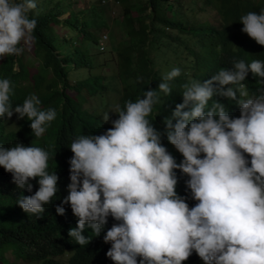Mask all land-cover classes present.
<instances>
[{
    "label": "clouds",
    "instance_id": "obj_1",
    "mask_svg": "<svg viewBox=\"0 0 264 264\" xmlns=\"http://www.w3.org/2000/svg\"><path fill=\"white\" fill-rule=\"evenodd\" d=\"M37 1L0 0V62L21 55L33 42L37 21L30 13ZM100 18L92 24L99 30L91 33L103 50L116 38L107 19ZM240 23L245 40L264 47V7L243 15ZM127 39L124 34L115 44ZM232 63L199 79L185 64L164 61L154 66L160 79L123 106L115 66L111 78L119 90L105 85L114 90L118 107L110 113L106 94V103L99 99L103 110L87 111L103 125L73 136L65 155L41 143L57 118V110L39 97L47 82L13 102L14 81L3 75L5 234H20L15 213L39 218L53 212L70 246L57 257L60 264H83L84 254L76 249L94 240L101 242L106 264H264V90H249L264 81V60ZM18 69L14 61L13 70ZM177 100L183 102L163 121L160 106ZM20 120L27 122L28 133Z\"/></svg>",
    "mask_w": 264,
    "mask_h": 264
},
{
    "label": "trees",
    "instance_id": "obj_2",
    "mask_svg": "<svg viewBox=\"0 0 264 264\" xmlns=\"http://www.w3.org/2000/svg\"><path fill=\"white\" fill-rule=\"evenodd\" d=\"M101 1L97 0V6H92L85 14V5L78 0H71L66 5H62V0H38L37 8L30 16L37 21L31 50L35 58L40 60L39 65L30 72L21 56H6L0 62V79L4 75L14 81L13 102H17L23 95L34 94L39 91L44 81L47 82L46 91L40 92L39 97L45 105L57 110V118L47 128L41 143L60 149L63 155L73 136L94 132L103 125L98 115L82 109L83 103L90 97L106 103L105 91L108 86L103 84L99 75H93L92 72L93 64L99 56L110 54V61L116 66L113 78L122 83L119 98L121 106L127 99H134L160 79L154 66L166 61V52H159L163 50L164 43L172 53L179 47L192 51L185 67L192 69L193 77L199 79L231 67L232 61L239 58L257 57L264 60V49H261L264 47L255 41L251 44L245 40L247 34L242 32L243 25L240 23L243 15L264 7V0H204V5L210 3V7L216 2V12L223 15L225 21L221 28L195 21V15L203 10V6H194L196 0H117L121 6L117 24L128 39L122 45H116L115 40L110 39L106 48L99 50L97 40L89 28L92 24L103 21L100 18L103 16L99 8ZM75 6L80 8L76 9ZM183 10L191 12V22L186 20ZM64 13L67 16L62 25L72 31V36L75 33L81 34L74 45L65 39L64 34L58 36L53 27V24L59 22L57 18ZM168 27H171L170 31L165 30ZM189 38L196 49L199 47L203 50V54L197 53L186 44ZM77 49L80 50L78 56ZM247 49H253L255 54L249 53ZM55 50L57 53H54ZM14 61L19 64L17 71L13 70ZM84 69L86 76L79 77ZM48 70L52 73L51 80H48ZM70 71H76L78 79L66 81ZM138 78L142 80L138 82ZM22 82L28 85L24 87ZM59 82L63 84L62 92L57 89ZM67 89H75L77 94L69 95ZM260 89L264 90V81L249 85V90L255 94ZM55 98L57 99L54 100ZM182 102L183 100H177L160 106L161 119L164 121L166 117H170L175 106ZM20 127L24 133H28L25 120H20ZM246 158L249 161L251 159L250 156ZM5 209L7 202L0 201V262L24 264L20 262L34 261L38 264H60L57 257L70 248L64 238L62 220H56L57 216L53 212L39 218L15 213L20 234H5L3 226L7 224L1 221V214ZM100 248L101 242L94 240L86 246L78 247L76 251L84 254L83 264H106ZM6 252L14 256V262H8Z\"/></svg>",
    "mask_w": 264,
    "mask_h": 264
},
{
    "label": "rangeland",
    "instance_id": "obj_3",
    "mask_svg": "<svg viewBox=\"0 0 264 264\" xmlns=\"http://www.w3.org/2000/svg\"><path fill=\"white\" fill-rule=\"evenodd\" d=\"M71 0H62V5H66L68 2H70ZM80 1L83 5H85L84 9L85 10V14L88 13V10H90V8L92 6H97L96 1L97 0H78ZM133 1V0H131ZM260 1V0H257ZM101 6H99V8L102 10L103 12V18H105V20L107 19V21L109 22L111 28H112V32L113 35L115 36L116 41H122L124 39V34L120 32L119 30V26L116 23V20L118 18V16L120 15V4H114L113 0H109L106 4H99ZM88 6V7H86ZM194 6H203V10H199L198 13L195 15V21L198 22H205V23H209L215 27H220L223 23V15H220L218 12H216V2L212 5V7H210V3L204 5V0H196V2L194 3ZM76 9H79L80 6H75ZM112 8H116V12L114 14H110L109 13V9ZM185 11V10H183ZM68 13V12H67ZM67 13H64L62 15L59 16V18H57L59 20V22L57 24H53V27L55 29L56 34L59 36H62L64 34L65 39L70 40L71 44L74 45L78 42V37L81 36V34H76L75 36H72L71 33L72 31H68L67 27H65L63 24V20L66 18ZM82 16V15H81ZM185 18L187 21L191 22V12L190 11H185ZM62 22V23H61ZM169 28V29H168ZM165 28L166 31H170L171 27ZM99 30V27L96 25H91V27L89 28V31L92 33H97V31ZM80 33V30H78ZM174 33H177L176 30H174ZM72 37V38H71ZM188 37H191V35H188ZM186 44L188 46H190L192 49H195V51L197 53L203 54V50L199 49V47L196 49L195 44H193V42L189 39H187ZM81 45V44H80ZM32 43L29 46H25V50L24 52L19 55L23 58L24 64L28 65V67L30 68V72L34 71V67L37 66L39 64V61L37 58H35L34 54L32 53ZM78 50V49H77ZM159 52H161L162 54H164L165 52V58H166V65H171L173 63H181V64H187L188 60L190 59V57L192 56V51L185 50L182 47H179L176 49L175 53H172L170 51L169 48H167V44L164 43V48L163 50H159ZM54 53H57V50H55ZM80 54V50H78L77 56ZM92 57V56H91ZM163 63H159L156 64L155 66L157 68H159L160 66H162ZM15 68H17V66H15ZM114 68L115 65L112 63V61H110V54L106 53L103 56H99L98 60H96L93 64V69L92 72L93 74H97L99 76H101L102 78V82L104 84H108L110 87H112L114 90H119L120 88V84H116V82L111 78V75L114 72ZM52 73L50 70H48V80H51L52 78ZM86 76V70L84 69L83 72L81 73V75H79V77H85ZM74 79H78L77 75H76V71H70L68 72L66 81L68 80H74ZM62 82L58 83V88L61 89L62 88ZM113 89H109L105 92L106 96L109 98V102H110V106L107 108L108 112L113 113L114 109H116L118 107V103L117 101H114V96H115V92ZM67 93L69 95H76L77 91L75 89H67L66 90ZM82 109H86L89 111H97V112H101L103 110V104L101 103V101L98 98H94V97H90L86 102L83 103ZM13 128H15L13 126ZM6 259L8 260V262L12 263L15 261V258L13 255L9 254L8 252H6L5 254ZM20 263H24V264H36V263H28V262H20ZM0 264H2L0 262Z\"/></svg>",
    "mask_w": 264,
    "mask_h": 264
}]
</instances>
